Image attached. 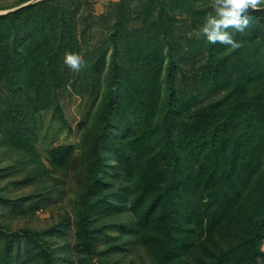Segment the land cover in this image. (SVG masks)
I'll return each instance as SVG.
<instances>
[{
	"label": "trees",
	"instance_id": "1",
	"mask_svg": "<svg viewBox=\"0 0 264 264\" xmlns=\"http://www.w3.org/2000/svg\"><path fill=\"white\" fill-rule=\"evenodd\" d=\"M135 2L86 56L77 0L0 15V264H264V12L231 49L193 34L211 0ZM68 52L97 104L44 157V111L72 131ZM68 182L73 212L37 224Z\"/></svg>",
	"mask_w": 264,
	"mask_h": 264
},
{
	"label": "rangeland",
	"instance_id": "2",
	"mask_svg": "<svg viewBox=\"0 0 264 264\" xmlns=\"http://www.w3.org/2000/svg\"><path fill=\"white\" fill-rule=\"evenodd\" d=\"M77 1L79 3H75V10L77 11V18L80 26V38L83 42L82 55H92L105 40L106 32L114 19L115 7L118 0ZM12 2H14V0H0L2 4H10ZM135 4L140 6L139 0H136ZM10 8L14 7H9L7 9ZM66 71L67 74H69V84L66 89L61 91L60 99L68 123L72 127V131H69L68 127L59 121L52 111H44L39 116L41 131L40 140L36 144L39 152L44 157L47 156L46 151L53 145L60 143H77L80 137L79 122L82 120L89 122L87 119L97 104L96 101L98 96L95 92L96 88L90 85L88 86V82H91L94 77L92 72H89V77H86L81 71L75 72L68 66H66ZM81 74L83 85L79 86L77 82L80 80ZM75 196L76 192L68 182L61 192L53 194L47 208L42 206V208L37 211L39 217L36 220L37 224L41 225L46 223V219L49 218L52 212L55 214L58 211H62V209L73 212V208L76 205ZM11 216L13 215H10V217ZM74 230L75 228L72 229V234ZM118 233L119 231L116 227L109 228L108 234L104 236L102 242L116 237Z\"/></svg>",
	"mask_w": 264,
	"mask_h": 264
},
{
	"label": "clouds",
	"instance_id": "3",
	"mask_svg": "<svg viewBox=\"0 0 264 264\" xmlns=\"http://www.w3.org/2000/svg\"><path fill=\"white\" fill-rule=\"evenodd\" d=\"M211 8L204 23L193 34L197 38L206 37L210 44L219 43L237 49L241 44L233 39L229 29L244 32L249 28L254 19L252 13L264 12V0H211ZM64 64L79 72L86 62L80 54L68 52L64 56Z\"/></svg>",
	"mask_w": 264,
	"mask_h": 264
},
{
	"label": "water",
	"instance_id": "4",
	"mask_svg": "<svg viewBox=\"0 0 264 264\" xmlns=\"http://www.w3.org/2000/svg\"><path fill=\"white\" fill-rule=\"evenodd\" d=\"M34 1H36V0H29V1L24 2V3L20 4L19 6L14 7V8L6 9V10H0V15L6 14V13L11 12V11H14V10L18 9L21 6H24V5L29 4L31 2H34Z\"/></svg>",
	"mask_w": 264,
	"mask_h": 264
}]
</instances>
